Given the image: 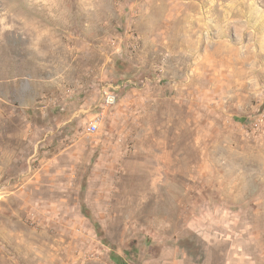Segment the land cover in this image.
I'll list each match as a JSON object with an SVG mask.
<instances>
[{
    "label": "rangeland",
    "instance_id": "1",
    "mask_svg": "<svg viewBox=\"0 0 264 264\" xmlns=\"http://www.w3.org/2000/svg\"><path fill=\"white\" fill-rule=\"evenodd\" d=\"M0 264H264V0H0Z\"/></svg>",
    "mask_w": 264,
    "mask_h": 264
},
{
    "label": "built area",
    "instance_id": "2",
    "mask_svg": "<svg viewBox=\"0 0 264 264\" xmlns=\"http://www.w3.org/2000/svg\"><path fill=\"white\" fill-rule=\"evenodd\" d=\"M102 99H103V107L104 109L106 108H109V107H112L115 103H116V100H117V95L116 93L111 90L110 88L108 89H105L103 91V95H102ZM103 112L104 111H101V113H98L91 121L89 127H88V132L89 133H95L98 126H99V123L101 122V119L103 118Z\"/></svg>",
    "mask_w": 264,
    "mask_h": 264
},
{
    "label": "trees",
    "instance_id": "3",
    "mask_svg": "<svg viewBox=\"0 0 264 264\" xmlns=\"http://www.w3.org/2000/svg\"><path fill=\"white\" fill-rule=\"evenodd\" d=\"M116 263H118V261L117 260H115V259H113Z\"/></svg>",
    "mask_w": 264,
    "mask_h": 264
}]
</instances>
